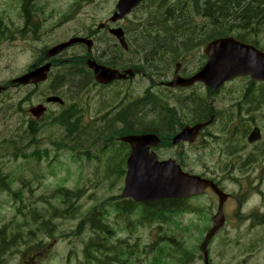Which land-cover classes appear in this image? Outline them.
<instances>
[{
	"label": "rangeland",
	"instance_id": "1",
	"mask_svg": "<svg viewBox=\"0 0 264 264\" xmlns=\"http://www.w3.org/2000/svg\"><path fill=\"white\" fill-rule=\"evenodd\" d=\"M36 1L39 7L34 10L35 13L32 14V19L36 23L37 37L31 31L27 34H20L19 31H5L0 35V41H16V43L8 45L5 42L0 44V83L6 82L26 70L29 63L32 62L33 55H36V52H33L34 46H48L64 41L73 35H87L91 31L90 29H95L99 22L105 21L116 3V0ZM156 1L152 0L149 1L148 5L139 6L122 24L132 21V23L139 22L137 24L139 25L142 23V18L143 21L145 20L148 23L149 21L146 19L149 16L151 18L154 17ZM161 1L166 2V0ZM75 2L76 6L74 5ZM0 18L9 27V31L15 27L18 29L23 27L22 9L19 10L17 0H0ZM199 20L197 19V21ZM207 26H210V24H207ZM260 28L261 32L258 31L257 33L258 39L264 45V25ZM102 31L105 32L97 31L96 34L97 41H99L96 51L105 46L109 41L108 39H110L109 42L111 44V41H114L108 36L106 30ZM234 32H238V29L235 28ZM135 36H132V40ZM138 39L141 40L142 38L139 37ZM22 41L33 42L31 45ZM106 49H109L108 54H110V51L116 53L112 47L106 46ZM200 49L201 47L187 55L183 63L186 67H184L185 69L197 68L201 64L202 54L199 51ZM83 50V48L80 49L79 46H75L63 53L59 58L73 56L72 53H81ZM175 50L177 51V49ZM134 51H136L135 45H133V53L124 55V58L131 59L133 57V60H138L142 64L143 59L148 60L150 57L146 55V51L144 53L146 58H144L143 54L136 55ZM176 51L168 55L165 62H167L169 57L172 59L173 55L178 53ZM156 64L159 65L155 66L158 70H165L168 66V64L166 66L159 63ZM145 66L149 67L151 65L146 64ZM68 68H53L49 80L45 85L37 88L36 92H31L32 87H12L0 95V151L5 146L6 151L11 153L9 156L0 153V171L8 173L7 176L11 180V188L20 191L19 196H21L22 200L20 202L17 199L15 202L13 194L0 190V227L5 224L10 230H13L18 223L21 225L28 223L32 225L33 220L35 222L40 221V217L35 211L38 208L40 212L41 208L44 209L50 204L56 203L52 193L58 186H66L72 189L82 188L84 195L79 201L82 214L90 208V205L113 195H118L121 192L123 175L116 170V160H118V156L122 155L123 150L116 152L114 154L115 160L111 162V152L105 150L106 146H102V144L106 143V140L116 131L114 126L121 128L124 125L122 122L116 123L111 117L114 114L112 106L117 104L121 108L120 103L123 101V106L126 105L129 100L141 95L149 86L150 81L142 74H139L129 82L100 88L94 85L88 74L84 72L83 75L87 76L89 82V86H87L86 81L80 78L79 68L73 66L72 68L75 69L72 70H76L78 74L73 80L77 79L79 87L78 89H72L68 85L70 83V80L68 81L69 77L66 78L67 83L58 78L66 74ZM172 70L173 67L165 75L155 77V81L164 79L165 76L171 77ZM81 72L83 73V71ZM183 72L185 73V71ZM57 78V82L54 81ZM53 82L56 84L55 92L65 100L66 105L62 109L53 105L50 115L41 121L40 126L32 125L26 135V121L29 119L26 109L41 102L42 93L51 87ZM253 86L256 88L253 89L255 92L247 94L249 97L245 96L242 91V89L246 90L247 87L244 80L238 82L235 80V83L231 84L222 93H218L212 99L214 108L218 111V116L214 119L215 122L201 134L194 145L189 146L180 143L173 147L164 146L165 148L159 150L164 158L174 156L178 158V155H184L186 169L191 170L193 173H204L207 176L216 177L221 186L231 194L234 192L238 194L240 187L249 189L251 197L247 205L237 208L234 200L229 202L227 207L229 217L227 216L224 226L209 241L210 264H264V238L259 240L258 243L253 238L260 235V232L256 230L259 225L253 222L252 218H242L241 216L242 213L260 215L264 212V190L256 195L252 193L251 189L254 187L255 190H258L262 186L264 189V156H259L258 165L261 168H257L255 164H252L250 168H246L242 163L245 157L242 154L244 151H238L240 147L238 145L246 142L244 134L248 129L250 131L256 125L262 129L264 134V101L262 104H260V100L258 101L260 85L254 84ZM153 90L159 91L161 89L158 85H154ZM190 93L191 90L172 92V98L168 101L173 105L176 99L189 97ZM192 93H202L207 101V92L203 87H197ZM148 97L153 103L140 105L137 111L139 113L146 109L148 110L147 113L158 111V116H164L165 114H160L163 108L154 103L156 102L154 99L156 95L149 94ZM240 100L245 101L247 112L244 110L239 111L240 103L238 101ZM71 102H76L77 106L83 109L74 118L78 120L82 113L84 118L82 126L77 124L75 127L74 137L79 132L78 126L81 127V131L78 133L77 138L83 133L97 129H99V132L101 131L98 140L97 137H94L93 140L89 139L90 142H85L82 145L76 144L79 156L82 158L77 162H74L69 157V154L52 146L54 141H64L66 133L64 134L62 127L52 122L50 116L70 110ZM182 104L186 106L183 102ZM100 109L101 114L98 117L99 119L96 120L95 115ZM181 109L178 107L176 111L183 121L191 118L190 115H183L186 110ZM104 115L105 117L102 118ZM252 115L253 118H250ZM65 118L69 121L72 118V114L65 116ZM151 118L150 114L145 116L141 126H149L146 124L152 120V126L160 127L159 121H154ZM208 133L214 136L215 139H209ZM30 134L34 137L41 136L40 148L49 149L48 160L42 159L38 162L35 159H24L21 157L20 152L25 147L28 152L33 149L30 145H27ZM205 139H209L212 142L206 144L204 142ZM14 143L20 145L18 150L15 147L9 148ZM6 144L10 146L7 147ZM56 153L57 157L51 160V157ZM54 161L57 162L54 163ZM249 161H251L250 158L248 159ZM240 165H242L241 168ZM188 205L192 209L207 207L209 210L208 216H201L195 210L194 212H185L177 216L175 221L170 222L168 225L156 222L144 223L135 225L127 231L123 228L124 222H117L111 212L109 222L112 223L115 230V237L112 236V241L116 243V238L120 237L130 243L128 249L136 251L130 257L131 264H152L153 259L159 256L156 244L167 241L170 246L172 244L175 247L173 241L166 237V235H173L174 240L179 241L185 251L190 250L192 252V258H185L183 253L180 255L175 248H170L169 253L159 256V264H171L174 260H177L174 264H178V262L179 264H203L199 245L211 225V216L216 210V198L211 193H208L205 196L188 201ZM17 206L24 207L22 210L26 214H23V212L19 213L16 209ZM82 214H79L77 218H68L67 220L59 219L58 217L52 218L56 224L52 234H49L50 224L42 225V229L36 235L37 237L27 242V245H31L32 243H37L38 239L43 240L42 244L36 247V256H39L38 262L31 263V260H27L26 257L29 254L25 253L23 256L20 249L25 250L26 248L21 247L20 249L18 248L19 251H15L16 248L7 251L3 255L0 264H83L85 261L83 241H87L94 233L86 229L80 236H75L72 232L80 221ZM22 230L26 231L27 228L22 227ZM22 237L28 239L25 233ZM54 239L55 241H53ZM247 241L250 245L245 244ZM104 243L107 245V240ZM117 245L121 247V243ZM32 252L30 251V254ZM180 258L183 260H180Z\"/></svg>",
	"mask_w": 264,
	"mask_h": 264
},
{
	"label": "trees",
	"instance_id": "2",
	"mask_svg": "<svg viewBox=\"0 0 264 264\" xmlns=\"http://www.w3.org/2000/svg\"><path fill=\"white\" fill-rule=\"evenodd\" d=\"M18 5H20L19 2ZM154 9L156 10L154 17L151 18V16H149L146 19L149 21L148 23L144 20L141 24L136 25L139 31L132 40L136 47V51H134L136 55H144L146 51V55L150 56L148 60L143 59L144 63L151 65L147 69H157L155 66L158 64L156 63L163 65L168 64V61H171L172 59L169 57L167 62L165 61L168 55L176 51L175 49H177L176 52L178 53L176 55L174 54L175 56L173 55L174 59L181 51L188 50L197 41H209L218 35H225L228 32L231 33L235 28L238 29V38L242 41H260L257 33L258 31L261 32L260 27L264 25V0H177L175 3H167V1L160 2V0H157ZM25 12L26 11L23 10V17L26 19L24 26L29 22L34 23L30 18L31 16ZM199 17L201 20L197 21ZM207 24H210V26H207ZM5 31L10 32L9 27H7L0 18V35ZM139 37L142 39L139 40ZM112 49H114V47H112ZM98 52L102 53L100 50H98ZM115 55L119 57L122 56V54L117 51ZM146 55H144V58H146ZM72 69L75 68H68L66 70L67 73L62 76L60 75L61 77L58 78L66 83L70 80V83L68 84L70 85V88L78 89L79 85L77 79L75 81L73 80L78 74L76 70ZM79 70L82 71L81 68H79ZM67 77H69L68 81L66 79ZM139 103L140 102L133 103L129 108L120 112L122 115L120 117V122H122L125 127L120 129L118 126H114L116 131L113 132L112 135L114 133L115 135H122L135 131L149 130L164 134L173 132V118L169 117L165 110H162L160 113L165 114L164 116H158V111L147 113V109L139 113L137 111ZM195 105L197 104L195 103ZM67 112L61 113L56 122V125L63 128L67 139L60 142L54 141V145L59 148L67 147L71 150H75L76 144L82 145L85 142H88L89 139L93 140L94 137H97V140L99 139L101 134L99 129L83 133L77 138L78 133H80L79 131L74 137L73 133L75 132L78 120L73 117L68 121V119L64 117ZM149 114L152 116L151 119L159 121L160 127L152 126V120L146 124L149 126H141L144 117ZM36 142V137L32 135L27 142V145L35 144ZM6 146L9 147L10 145L6 144ZM4 147L0 153L9 156L11 153H8ZM14 147L18 150L20 145L14 143L9 148ZM20 154L24 159H31L38 157L40 150L38 147H35L32 151L28 152L25 147ZM44 154L47 155L46 150ZM113 160H115L114 157L110 158L111 162ZM7 175L8 173L0 172V190L10 192L13 194L14 201H17L18 199V201L21 202V196H19L20 191L11 188V180ZM52 197L59 203L57 205L50 204L44 209L41 208L40 212L37 208L35 213L40 217V221L35 222L33 220L32 225H29V223L25 225L18 223L13 230H10L6 225H3L0 228V262H2L3 255L14 248H16L15 251H19L21 247L26 248L24 251H20L21 254L24 255L25 253H28L29 256L34 257L37 252L36 247H39L43 240L38 239L37 243L27 245L30 235H32L31 240L35 239L38 232L42 229V225L48 224H50L49 234H52L56 226L52 218H65L66 220L68 218H77L78 209L77 206L71 202V199L81 197V189L58 188L53 191ZM22 208L24 207H18L16 209L19 213L23 212V214H26ZM99 208H101L100 205H98V209ZM98 209L97 206H94L92 214H88L84 219L82 218L77 224V228L75 226V229L72 232H74L75 235L81 233L87 224V221H90L93 226H97L100 230L107 231L108 227L101 221L100 215H97L99 213ZM22 227H26L27 230L23 231ZM24 233L28 236V239L22 237ZM30 251L33 252L30 254ZM122 252H119L120 256L122 255ZM83 253L85 257L83 264H92L94 262H96L95 264H112L110 248L103 242L96 243L93 240L88 241L84 245Z\"/></svg>",
	"mask_w": 264,
	"mask_h": 264
},
{
	"label": "water",
	"instance_id": "3",
	"mask_svg": "<svg viewBox=\"0 0 264 264\" xmlns=\"http://www.w3.org/2000/svg\"><path fill=\"white\" fill-rule=\"evenodd\" d=\"M140 0H119L116 5V12L110 18L111 21L121 19L128 13L133 6ZM110 32L123 41L122 31L119 28L112 29ZM89 41L85 38L74 37L69 42L59 44L49 51L53 55L65 48L72 42ZM208 55L207 64L204 68L190 79L175 78L171 85L182 84L190 85L194 81L200 80L208 87L216 89L220 84L235 75L249 74L253 79L264 80V53L257 51L249 45L242 44L232 37L220 38L207 45L205 49ZM89 67L93 70L94 78L101 83H107L114 78L122 76L116 70H112L93 61H88ZM50 64L38 67L28 73L17 77L13 83L27 84L37 83L46 78ZM130 74L131 71H129ZM47 101L61 102L57 96L47 98ZM30 111L40 116L44 108L37 106ZM204 124H197L192 127H185L173 138V143L179 140L193 141L199 130ZM258 138L257 129L253 130L249 140ZM123 141L131 145V154L128 159V172L125 177V185L122 197H132L134 200H154L165 197H185L193 194L202 193L207 187L219 197V207L214 217L215 225L207 234L204 242L201 244V250H205L209 238L222 225L223 215L221 206L226 195L218 190L217 186L209 179L201 178L197 175H189L182 172L172 160L158 162L153 153H149L147 146L155 145L156 136L153 134H143L138 136L122 137Z\"/></svg>",
	"mask_w": 264,
	"mask_h": 264
},
{
	"label": "flooded vegetation",
	"instance_id": "4",
	"mask_svg": "<svg viewBox=\"0 0 264 264\" xmlns=\"http://www.w3.org/2000/svg\"><path fill=\"white\" fill-rule=\"evenodd\" d=\"M92 35V34H91ZM105 42V41H104ZM114 44V43H113ZM83 48H86L85 47V45H81ZM114 46H115V50L119 53V49H117V47H116V44H114ZM97 49V48H96ZM87 50V49H86ZM108 51H109V49L108 50H106V51H104V53H105V55H106V57H104L105 55L104 54H97V51L95 50H93L92 51V54H93V56H94V58L96 59V60H98V61H102V62H107L108 64H113L114 63V61H111L109 58H111V57H109V55H108ZM39 54H38V60H37V62L34 64H32V66H34V65H36V64H42L44 61H45V53H46V50H42V51H39L38 52ZM87 53V52H86ZM78 55V54H77ZM114 56H115V54H114ZM82 57H84V56H82ZM142 62V61H141ZM130 63V62H129ZM142 64L145 66L146 65V63H144V60H143V62H142ZM187 69H185V68H183V66L181 67V69H180V72L179 73H181V75H183V76H188L189 74H191V72L192 71H189V72H187V73H183V71H186ZM83 71V70H82ZM169 72V70L167 71V73ZM173 75L172 76H174V69H173ZM83 73H84V71H83ZM163 76V75H162ZM146 77V76H145ZM171 77H168V76H165V78L164 79H161V80H158L157 81V83L155 84V85H158L159 87H160V89L161 90H159V91H154L153 90V87H154V85H152L151 87H150V95L151 94H155L156 95V98H157V100H158V103H156V102H154V103H156V104H158L160 107H163V108H165L167 111H169L168 113H170L171 115H172V109L171 108H173L174 106H176L177 108H178V104L176 103V101H175V104H171L168 100L169 99H171L172 98V92H175V91H179L180 89H181V87H176V88H170V87H167V86H165L163 83L164 82H166V81H168L169 79H170ZM149 80V79H148ZM150 81V80H149ZM121 82H123V83H126V82H129L128 80H115V81H113L111 84H113V83H121ZM110 84V85H111ZM163 91V92H162ZM148 95L149 94H147V92L146 91H143V93L141 94V102H140V104H145L147 101H146V97H148ZM148 101H151L150 99H148ZM203 100H201L200 98H197V100L195 101V103L197 104V105H195V103H194V105H193V107L191 108V111L188 113V114H185V115H190L191 117H194V118H202V117H204L205 115H206V112H207V110L205 109V105L203 104ZM124 108V107H123ZM120 109V108H119ZM101 114V109L98 111V113L95 115V119L96 120H98L99 118V115ZM200 114V115H199ZM108 115H109V113H108ZM199 115V116H198ZM83 116V113L81 114V117ZM197 116V117H196ZM102 117V116H101ZM105 117V115L102 117V118H104ZM80 118V117H79ZM101 118V119H102ZM208 137H209V139H211V140H214L215 138H214V136H212L210 133H208V135H207ZM209 139H205V143H211L212 141H210ZM245 139H246V142L244 143V144H242V145H238V151H244L242 154H244L245 155V157H244V159L242 160V163H243V165L246 167V168H250L251 166H252V164H254V163H252V161H250V162H248V159L249 158H254L255 160L258 158V156H263L264 155V151H262L263 149H264V143H261L260 144V142H262V141H260V142H255V143H250V142H248V140H247V136H245ZM167 141V140H166ZM248 147H250L249 149H248ZM129 146L127 145V148H126V152L128 153L129 152ZM248 150V151H247ZM248 162V163H247ZM242 167V165H240V168ZM252 189V193H254L255 192V189H254V187H252L251 188ZM250 197H251V194H249V189H247V188H243V187H240V190H239V193H238V197H237V195H233L232 194V196H230V198L226 201V203L224 204V212H225V216L227 217L228 216V211H227V203H228V201L229 200H232V199H234L235 200V203H236V201L238 200V205L239 206H243V205H247V203H248V201H249V199H250ZM259 228V226L256 228V230ZM262 239V238H261ZM259 239H257V241H258ZM246 245H250V243L247 241L246 243H245Z\"/></svg>",
	"mask_w": 264,
	"mask_h": 264
},
{
	"label": "bare ground",
	"instance_id": "5",
	"mask_svg": "<svg viewBox=\"0 0 264 264\" xmlns=\"http://www.w3.org/2000/svg\"><path fill=\"white\" fill-rule=\"evenodd\" d=\"M17 2H19L20 3V5H19V7L22 9V11L24 10V11H26L25 13H27L29 16H32V14H34L35 13V11L34 10H36V8L37 7H39V6H37V1L36 0H17ZM75 6H76V2H75V4H74ZM33 11V12H32ZM139 23V22H138ZM138 23H136V24H138ZM109 41H110V39H108ZM107 42L106 43V45L105 46H103L102 48H100L99 50H100V52H102V53H99L98 51H97V54H104L105 55V53H104V51H106L107 49H106V46H109V47H114V49L113 50H115V46H114V44H113V42H112V44L110 43V42ZM114 52L113 51H110V54H108L109 55V57H111V58H109L111 61H114V62H125V61H127L128 59H125L124 57V55H122L121 57H119V56H117V55H115L114 56ZM81 56H84V58L86 57V52H85V50H83V51H81ZM80 71V70H79ZM80 78L82 79H84V81H86V85L87 86H89V82H88V78H87V76H85V75H83L84 73H82L81 71H80ZM56 95L60 98V100H61V108L60 109H62L65 105H66V102H65V100L59 95V94H57L56 93ZM152 98H154V97H152ZM146 99H147V103L145 104V105H147V104H152L153 103V101H148V99H149V97H146ZM155 99V101H156V103H158V100H157V98H154ZM186 105V106H184L183 104H182V102ZM197 100V98H193V99H191V100H189V101H187L186 103H185V101L184 100H182V99H176V103L179 105V108L181 109H184V110H186V112H183V115H185V114H188L190 111H191V108L193 107V105H194V103H195V101ZM134 102L136 103V102H141V99H136V100H134ZM121 104V108L119 109V107H118V105L116 104V105H114V106H112L113 107V109H114V114H112L111 115V117L113 118V120L116 122V123H118V122H120V117L122 116L121 115V113L120 112H122V111H124L125 109H127V108H129L130 106H123V104H124V101L122 102V103H120ZM159 104V103H158ZM203 104L205 105V103L203 102ZM140 105H144V104H140L139 103V105L138 106H140ZM124 107V108H123ZM163 108V107H162ZM118 109V110H117ZM205 109L207 110V108L205 107ZM82 108H80V107H78L77 106V103L76 102H71V107H70V110H67V111H63L62 113H65V112H67L65 115H64V117L65 116H68V115H70V114H72V118L73 117H76L79 113H81L82 112ZM162 110H165V112L169 115V117H172L173 118V126L174 127H176V125L179 123V119L178 118H176V117H174V115H170V113H168L169 111H167L165 108H163ZM106 112V111H105ZM200 115V114H199ZM198 115V116H199ZM225 115V114H224ZM59 117H60V113H57L56 115H52V116H50V118L52 119V122L53 123H55L56 124V122H57V120L59 119ZM197 117V116H196ZM191 118H194V117H191ZM124 123V122H123ZM66 126V125H65ZM123 127H125L124 125L121 127V128H123ZM78 128H79V131H81V127H79L78 126ZM120 128V129H121ZM239 131V130H238ZM251 159V161H252V163H254L256 160L254 159V158H250ZM250 162V161H249ZM248 163V162H247Z\"/></svg>",
	"mask_w": 264,
	"mask_h": 264
}]
</instances>
